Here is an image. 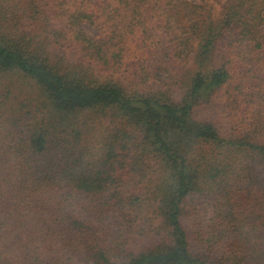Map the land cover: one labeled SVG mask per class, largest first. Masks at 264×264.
<instances>
[{
    "label": "trees",
    "instance_id": "trees-1",
    "mask_svg": "<svg viewBox=\"0 0 264 264\" xmlns=\"http://www.w3.org/2000/svg\"><path fill=\"white\" fill-rule=\"evenodd\" d=\"M0 264H264V0H0Z\"/></svg>",
    "mask_w": 264,
    "mask_h": 264
},
{
    "label": "rangeland",
    "instance_id": "rangeland-1",
    "mask_svg": "<svg viewBox=\"0 0 264 264\" xmlns=\"http://www.w3.org/2000/svg\"><path fill=\"white\" fill-rule=\"evenodd\" d=\"M212 3H213V1H212ZM216 5H217V6L215 7L216 10H217V11H220V9H221L220 5H219V4H216ZM84 29H85L86 32H88V33H90V34H94V33L96 32L95 29H93L92 27L87 26V25L84 26Z\"/></svg>",
    "mask_w": 264,
    "mask_h": 264
}]
</instances>
